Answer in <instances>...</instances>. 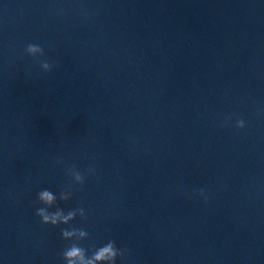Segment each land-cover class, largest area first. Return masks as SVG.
<instances>
[{
	"label": "water",
	"instance_id": "1",
	"mask_svg": "<svg viewBox=\"0 0 264 264\" xmlns=\"http://www.w3.org/2000/svg\"><path fill=\"white\" fill-rule=\"evenodd\" d=\"M42 189L85 218L41 224ZM72 228L116 264H264V0H0V264H64Z\"/></svg>",
	"mask_w": 264,
	"mask_h": 264
},
{
	"label": "clouds",
	"instance_id": "2",
	"mask_svg": "<svg viewBox=\"0 0 264 264\" xmlns=\"http://www.w3.org/2000/svg\"><path fill=\"white\" fill-rule=\"evenodd\" d=\"M25 54L30 57L38 58L44 55V48L39 44L29 43L25 47ZM36 62L39 63V66L45 72L50 71L52 68V65L47 61H40L37 59ZM244 126V120L237 119L235 127L237 129H242ZM89 171H92V169H89ZM67 174L76 184L83 185L84 176L76 171L74 166L68 168ZM200 192L202 194L203 190L201 189ZM70 195L71 193L68 191H61L59 193V200L67 201ZM36 202L43 205V207L36 209L35 215L40 218V223L44 225L55 227L58 224H68L77 215L81 218H85L83 208L69 210L65 214L63 209L56 207L54 212H49L48 209L56 204L57 196L48 189H42L37 192ZM60 236L63 240L73 241L60 253L64 264H116L117 258L123 259L125 255V250L117 248L115 242L112 240H109L106 244L97 248L85 249L81 247L79 242L87 239L89 236V233L83 229H61Z\"/></svg>",
	"mask_w": 264,
	"mask_h": 264
}]
</instances>
